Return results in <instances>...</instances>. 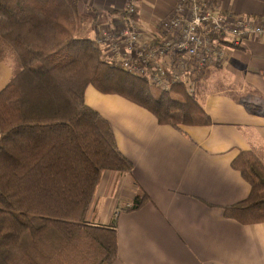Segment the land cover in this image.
Instances as JSON below:
<instances>
[{
	"label": "trees",
	"instance_id": "1",
	"mask_svg": "<svg viewBox=\"0 0 264 264\" xmlns=\"http://www.w3.org/2000/svg\"><path fill=\"white\" fill-rule=\"evenodd\" d=\"M81 0H0V64L11 66L0 90V264H112L114 223L88 216L105 170L131 172L109 121L85 101L93 85L180 129L212 124L198 100L209 77L196 74L164 90L107 59L92 35L99 12ZM86 14H93L91 28ZM91 32V33H90ZM193 83H191L192 85ZM257 109L256 105H251ZM251 186L223 206L242 224L264 222V161L254 150L233 160ZM149 200L140 189L129 210Z\"/></svg>",
	"mask_w": 264,
	"mask_h": 264
},
{
	"label": "crops",
	"instance_id": "2",
	"mask_svg": "<svg viewBox=\"0 0 264 264\" xmlns=\"http://www.w3.org/2000/svg\"><path fill=\"white\" fill-rule=\"evenodd\" d=\"M83 1L105 12L110 25L128 2ZM212 1L221 11L264 22V0ZM176 6L177 0H138L144 34L156 41L161 21ZM208 72L198 100L213 123L180 129L159 124L152 112L123 96L87 87L86 103L109 121L118 148L133 163L131 172L105 170L93 202L90 219L117 228L112 264H264V222L242 224L223 210L251 190L232 165L238 154L254 150L264 161V34L229 49ZM12 73L10 65L0 64V90ZM140 189L149 196L146 204L123 209Z\"/></svg>",
	"mask_w": 264,
	"mask_h": 264
},
{
	"label": "built area",
	"instance_id": "3",
	"mask_svg": "<svg viewBox=\"0 0 264 264\" xmlns=\"http://www.w3.org/2000/svg\"><path fill=\"white\" fill-rule=\"evenodd\" d=\"M127 1L120 15L125 22L122 35L132 43L144 46L139 47L135 61L125 60L121 64L129 72L147 77L150 83L164 90L181 82L192 90L189 80L194 73L221 64L229 49L244 48L250 40L264 34V22L248 15L221 11L212 0H177L175 14L160 23V42L157 44L153 38L145 42L144 37L148 35L137 21L138 0ZM101 35V45L111 42L107 33ZM142 52L145 55L138 57ZM168 57L173 58V63L168 62ZM181 67L186 69L183 73ZM185 72L191 73L188 80L183 77ZM132 205L128 203L123 209Z\"/></svg>",
	"mask_w": 264,
	"mask_h": 264
},
{
	"label": "rangeland",
	"instance_id": "4",
	"mask_svg": "<svg viewBox=\"0 0 264 264\" xmlns=\"http://www.w3.org/2000/svg\"><path fill=\"white\" fill-rule=\"evenodd\" d=\"M80 6H82L84 8L85 7H90V8L93 7V6L89 5L88 3L84 2L83 0L81 1ZM92 15L93 14H86V17L88 18L87 24H88V27H90V28H91L90 24H91L92 19H93ZM251 17L254 19H257L256 17H253V16H251ZM109 18L110 17H108L107 14H105V12H101V11L99 12V22L95 23L94 29L91 31L94 38L95 39H96V37L98 38V41L96 40L97 45L102 48L104 55L106 56L107 59L115 60L119 64H121L125 60L135 61L134 58H135V55H137V51H138L139 47L143 48L144 45L132 43L131 40L124 38V36L122 35V33H123L122 30L124 29L125 22H124L122 16H120V15L117 16L116 20L112 19L111 20L113 22L112 25L109 24V22H110ZM137 21L141 26L140 20L137 19ZM259 21L263 22L262 20H259ZM103 33H107L108 37H109L108 39L111 41L110 43H105V46L101 45L100 40H99L100 38H102L101 34H103ZM144 38H145V40H144L145 42L149 41V39H150V37L149 38L144 37ZM160 40H161L160 37L158 39H156L157 44L160 42ZM130 47H131V50H130ZM127 49L129 50L128 52L126 51ZM144 55L145 54H143V52H142L141 54L138 55V57L139 56L143 57ZM225 59H226V57H225ZM218 65H220V64H218ZM218 65H216V66H218ZM183 69L184 68L181 67V73H183L186 70V69H184V70ZM203 69H205V68H203ZM203 69H201V71H203ZM209 69H210V66L206 67L204 72L208 71ZM190 76H191V73H188V72H185L183 74V77L185 78V80H188L187 77H190ZM192 80L190 79L189 81L191 83H193L192 85H194V81H192ZM214 85L218 86L216 83ZM157 87H159V86H157ZM194 88L192 87V90H194ZM95 199H96V196L94 198V201H95ZM92 211H93V205L91 206V208L88 210V213H87V216L89 218L91 217ZM115 214L117 215V213H115Z\"/></svg>",
	"mask_w": 264,
	"mask_h": 264
}]
</instances>
